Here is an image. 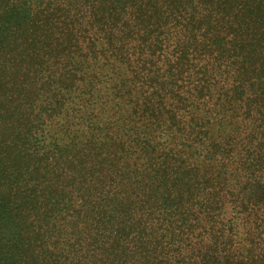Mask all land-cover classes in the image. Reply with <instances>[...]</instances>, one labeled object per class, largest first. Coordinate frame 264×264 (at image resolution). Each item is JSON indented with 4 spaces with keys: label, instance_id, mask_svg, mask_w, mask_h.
<instances>
[{
    "label": "trees",
    "instance_id": "16d2710c",
    "mask_svg": "<svg viewBox=\"0 0 264 264\" xmlns=\"http://www.w3.org/2000/svg\"><path fill=\"white\" fill-rule=\"evenodd\" d=\"M0 264H264V0H0Z\"/></svg>",
    "mask_w": 264,
    "mask_h": 264
}]
</instances>
